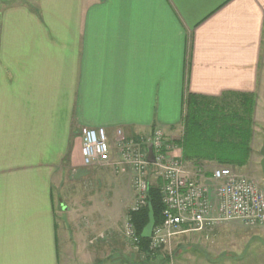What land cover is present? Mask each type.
<instances>
[{"label":"crops","instance_id":"crops-1","mask_svg":"<svg viewBox=\"0 0 264 264\" xmlns=\"http://www.w3.org/2000/svg\"><path fill=\"white\" fill-rule=\"evenodd\" d=\"M227 91L255 94L248 163L261 166L264 0L6 6L0 11V264H98L101 252L115 248L104 235L119 226L72 232L63 194L62 256L58 241L56 183L63 193L70 181L113 172L84 163L82 129L104 128L114 139L118 129L158 128L175 139L184 131L188 93ZM250 257L237 263L250 264ZM256 258L251 264H264Z\"/></svg>","mask_w":264,"mask_h":264},{"label":"built area","instance_id":"built-area-1","mask_svg":"<svg viewBox=\"0 0 264 264\" xmlns=\"http://www.w3.org/2000/svg\"><path fill=\"white\" fill-rule=\"evenodd\" d=\"M82 154L88 166H110L132 183L135 202L123 220V233L141 252L131 213L148 204L151 180H160L163 221L154 225L148 249L155 253L170 245L179 234L204 231L238 221L246 226L264 224L262 183L241 173L233 165L207 166L177 154L176 140L161 129L146 134H129L118 129L111 139L104 128L82 129ZM153 159L149 160V146ZM151 179V180H150Z\"/></svg>","mask_w":264,"mask_h":264},{"label":"rangeland","instance_id":"rangeland-1","mask_svg":"<svg viewBox=\"0 0 264 264\" xmlns=\"http://www.w3.org/2000/svg\"><path fill=\"white\" fill-rule=\"evenodd\" d=\"M31 1L0 0V11L9 5ZM261 132L260 145L264 139V126ZM211 165L226 164L211 163ZM240 168L241 172L263 184L262 170L258 163H248ZM99 172L93 174L92 178L85 177L83 180L70 181L69 185L66 184L63 189V193L62 187L59 188V184L56 183V195L60 193L56 198V219L61 256L64 246L61 206L63 194L66 201L65 207L68 208L65 217L70 222L72 232L75 233V229L83 226L87 229L93 225L98 230H108L110 226L116 228L119 226L113 234L104 235L105 240L110 238L108 242L115 248L101 252L98 264H230L229 262L238 264L240 259L254 256L246 261L251 264L257 260L256 257H264V224L259 226L243 224L231 229L227 226L218 227V225L201 232L179 234L170 245L142 262L141 259L144 260L146 255L135 250L123 233V212L124 210L127 212L135 202V189L132 183L127 181L128 177L120 179V175L115 174L114 171L111 172L109 168L100 169ZM87 219L88 224L85 222Z\"/></svg>","mask_w":264,"mask_h":264},{"label":"trees","instance_id":"trees-1","mask_svg":"<svg viewBox=\"0 0 264 264\" xmlns=\"http://www.w3.org/2000/svg\"><path fill=\"white\" fill-rule=\"evenodd\" d=\"M185 104L184 131L175 138L185 160L194 163L208 160L233 166H244L249 162L254 133V93L227 91L220 96H208L190 92ZM148 203L152 204L156 224L161 223L164 203L159 179L150 184ZM131 215L141 236L140 253L146 255L144 260L141 259L143 262L156 253L149 251V238L142 236L149 221L148 204Z\"/></svg>","mask_w":264,"mask_h":264},{"label":"water","instance_id":"water-1","mask_svg":"<svg viewBox=\"0 0 264 264\" xmlns=\"http://www.w3.org/2000/svg\"><path fill=\"white\" fill-rule=\"evenodd\" d=\"M260 154H261L260 164H261L262 175H263V184L262 185H263V188H264V139H263V145H262L261 150H260ZM148 159L149 160L153 159V148H152L151 145L149 146ZM148 206H149V221L146 224V226L143 228V231H142V236L144 238H149L151 236L153 227H154V225L156 223L155 214H154V210H153L152 204L148 203Z\"/></svg>","mask_w":264,"mask_h":264}]
</instances>
